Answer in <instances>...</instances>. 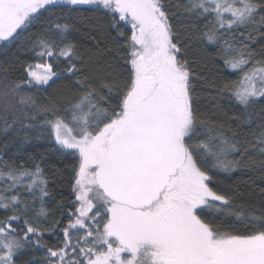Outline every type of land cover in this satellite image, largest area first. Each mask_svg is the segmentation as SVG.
<instances>
[{"label":"snow or ice","instance_id":"snow-or-ice-1","mask_svg":"<svg viewBox=\"0 0 264 264\" xmlns=\"http://www.w3.org/2000/svg\"><path fill=\"white\" fill-rule=\"evenodd\" d=\"M81 5L107 10L118 31L122 24L130 25V67L119 85L78 76L83 90L68 98L62 113L54 107L40 109L52 116L42 124L51 129L56 145L78 155L73 188L79 207L63 227L59 246L43 241L59 221L50 228L41 224L40 218L48 215L44 201L49 192L40 165L0 167V209L12 212L0 219V264H15L28 246L47 249L45 264H264V211L235 210L232 199L211 186L209 174L212 169L234 170L239 160L229 157L243 156L249 141L198 121L192 72L180 58L163 0H0V48L27 43L42 61L25 65L26 78L0 90L4 111L15 110L17 96L21 105L34 103L24 89L39 91L65 74L82 72L69 22L74 6ZM186 10L211 17L204 38L222 43L224 66L242 73L238 82H226L221 90L231 91L245 110L264 99V58L257 60L245 43L253 30L264 27V0H188ZM36 23L39 35L24 36ZM61 63L64 68L58 70ZM242 123L251 124V115ZM14 125L6 124V130ZM201 135L206 139L199 140ZM253 135L251 146L264 153V124ZM209 161H214L211 168L204 167ZM37 200L40 208L33 212ZM206 214L234 216L242 227L221 230ZM81 231L83 235L73 236Z\"/></svg>","mask_w":264,"mask_h":264},{"label":"trees","instance_id":"trees-1","mask_svg":"<svg viewBox=\"0 0 264 264\" xmlns=\"http://www.w3.org/2000/svg\"><path fill=\"white\" fill-rule=\"evenodd\" d=\"M165 9L169 14V23L173 28L174 42L181 49L180 58L187 60L192 72L193 107L198 115V121H204L209 127L216 126L224 131L226 136L237 133L241 141L248 140L249 144L242 149L243 156L238 153L229 158L239 160L238 166L230 171L223 172L212 169L209 174L213 177L212 187L229 196L233 201L235 210L243 208L246 211L254 210L257 215L264 211V153L259 147L253 148L255 142L253 133H258L260 125L264 124V99L245 110L240 106L231 91H222L224 83L238 82L242 73L226 68L221 58L222 43L210 44L203 33L205 25L211 17H198L188 12V0H163ZM70 23L73 24L71 40L76 45L82 62L78 67L82 72L77 76L65 74V79L56 80L45 89H24L26 94L32 96V105L19 104L17 96L13 101L15 110L4 111L3 101H0V167L5 163L23 164L29 168L39 164L47 180L49 195L45 198L44 207L47 218H40L45 228H50L59 221V227L51 232H45L43 241L48 246H59L63 241L62 229L69 219H74L71 213L77 208L76 194L73 188L75 182V168L78 165V155L72 150L60 149L54 142L51 129L43 125L42 121L52 119L51 114L45 115L40 109L54 107L58 114L67 107V100L74 93L83 89L77 84L78 76L87 75L94 78L96 83L110 82L122 84L130 67L126 58L128 53L127 41L131 35L130 25H121L119 31L112 27V16L107 10L94 11L95 6H74ZM57 11H60L57 9ZM78 13H82L79 15ZM259 19V14L257 16ZM41 31L40 23L32 26L24 36L31 35L35 39ZM237 30L234 34L238 37ZM247 33V29L242 30ZM264 27L259 31L251 32L252 39L245 41L249 48L256 53V59L264 58ZM30 44H13L8 48H0V90L11 82L26 78L24 68L27 64L41 63L30 50ZM250 67V66H249ZM60 64L58 70H63ZM106 93V90H104ZM115 93L112 103L115 104ZM249 114L252 123H242ZM35 117V118H33ZM15 121L12 128L6 124ZM22 125L24 127H22ZM27 125H32L29 128ZM71 126V125H70ZM222 126V127H220ZM201 131H203L201 129ZM25 134L28 139L25 140ZM199 140L206 139L201 135ZM193 142H198L194 138ZM204 165L211 168V163ZM7 169L5 168V171ZM3 183H0V188ZM21 197L31 200L29 193L17 188ZM15 191L5 193L13 195ZM40 202H35L33 212L38 211ZM12 215L11 210L0 209V219ZM94 215V213H93ZM205 219L212 220L221 230L240 228L241 224L235 222V217L205 215ZM102 230V223L99 225ZM13 227H16L14 224ZM95 228L96 225H91ZM23 225L21 223L20 235ZM83 235V232H74L73 236ZM46 248L28 246L21 249L15 258V264H45Z\"/></svg>","mask_w":264,"mask_h":264},{"label":"rangeland","instance_id":"rangeland-1","mask_svg":"<svg viewBox=\"0 0 264 264\" xmlns=\"http://www.w3.org/2000/svg\"><path fill=\"white\" fill-rule=\"evenodd\" d=\"M32 64H36V63H32ZM53 138H54V140H55V137H54V135H53ZM55 142V141H54ZM75 194H76V192H75ZM78 203V202H77ZM77 205V207H79V203L78 204H76ZM75 219V218H74ZM124 255H126V254H124Z\"/></svg>","mask_w":264,"mask_h":264}]
</instances>
